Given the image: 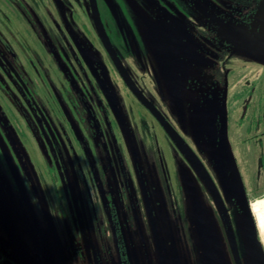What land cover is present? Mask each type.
I'll list each match as a JSON object with an SVG mask.
<instances>
[{
    "label": "rangeland",
    "instance_id": "obj_1",
    "mask_svg": "<svg viewBox=\"0 0 264 264\" xmlns=\"http://www.w3.org/2000/svg\"><path fill=\"white\" fill-rule=\"evenodd\" d=\"M15 1L28 14L23 0ZM118 1L137 34L144 57L154 66H157L156 36L166 14L173 12L190 26L199 24L201 27H185L188 34L182 43L192 54L182 49L172 51L173 76L167 75L158 65L163 92L152 99L158 103L173 130L167 133L150 113L138 106L133 111L132 121L126 120L132 126L128 129L131 133L126 134L127 147L134 148L140 158L142 172L147 175L150 187H143V190L153 194V199L146 202V207H131L129 212L120 214L127 238L116 245L106 240L104 251L97 243L100 264H122L119 252L123 250L130 264H163V258L165 264H264V235L260 234L252 213L254 202L264 199V157L257 142L249 139L253 135L242 132L234 133L232 137L228 132L229 165L225 181L219 172L220 126L230 90L247 83L244 76L252 69L257 72L258 64L264 67V0L249 21H237L233 15L231 18L226 14L221 16L220 13L226 11L229 14L231 10L210 0ZM0 5L6 6L5 1L0 0ZM220 16L223 20L218 22ZM31 19L33 24L36 23V29L43 32L34 18ZM213 22L215 25L209 31L216 43L211 48L198 35L202 34L203 38L204 24ZM0 23H3L1 19ZM15 28L12 22L5 24L8 33L12 30L19 33ZM44 39L50 45L47 35ZM231 67L235 71L233 81L228 77ZM3 77L6 74L0 68V96H5L10 100L8 103L16 107L18 97ZM30 95L28 98H33V94ZM11 105L9 107L16 116L17 109ZM0 108L4 111L3 114L0 109V206L9 228L0 216V236L4 240L14 236L35 264H59L62 254L53 248L58 243L68 264H91L93 253L85 243L78 241L74 231L76 248L71 240L72 247L64 238L65 222L61 219L64 211L58 197L53 194L51 199L55 206L52 210L57 218L55 223L49 212L51 207L47 209L45 200L29 197L23 187L20 180L29 176V169L34 172L30 157L41 159L38 151L42 155L45 153L41 145L38 151L33 145L35 139L39 141L38 135L34 137L33 133L21 132L20 128L13 130L8 120L13 126L16 122L10 109ZM19 120L23 121L20 117ZM142 120H146L149 127L142 126ZM227 127L230 128L228 122ZM26 164L29 169H25ZM203 169L215 181L219 194L213 191ZM12 178L22 185L14 200L9 198L3 183ZM180 192L179 197L176 194ZM125 223L131 226V231L126 229ZM89 241L95 244L96 238L89 235ZM0 257L25 264L12 246H0Z\"/></svg>",
    "mask_w": 264,
    "mask_h": 264
},
{
    "label": "flooded vegetation",
    "instance_id": "obj_2",
    "mask_svg": "<svg viewBox=\"0 0 264 264\" xmlns=\"http://www.w3.org/2000/svg\"><path fill=\"white\" fill-rule=\"evenodd\" d=\"M4 1L6 6L0 5L3 21L0 23V68L6 74L3 77L6 82L3 81L18 97V105L9 104L10 100L1 95L0 106L10 109L16 122L13 126L8 120L13 130L20 128L21 132L33 133L34 137L38 135L39 141L32 140L31 145L34 142L37 151L41 145L45 153L42 155L38 151L41 159L30 157L35 173L26 164L29 176L20 181L29 197L36 201L39 197V200H45L47 209L51 207L49 212L55 223L57 218L52 211L55 206L51 199L53 194L58 197L64 211L61 218L65 222L64 238L72 247L71 240L76 248L74 231L78 241L85 243L93 253L91 264L96 261L100 264L98 250L104 251L106 240L116 245L127 238L120 214L129 212L131 207H146V202L153 199V194L143 190V187H149V179L142 172L140 158L134 148L127 147L126 134L131 133L128 129L132 126L126 120L132 121L133 111L138 106L150 113L167 133L173 130L158 103L152 99L163 92L158 65L167 75L173 76L172 51L182 49L192 54L182 43L188 34L185 27L191 29L201 25L190 26L173 12L166 14L156 36L157 66H154L144 57L137 34L125 18L118 0H23L28 14L15 0ZM261 1L210 0L234 13L225 11L220 13L221 16L226 14L231 18L233 15L237 21H249ZM221 16L218 22L223 20ZM31 17L43 32L36 29ZM8 22L14 23L19 33L15 34L13 30L8 33L5 29ZM214 25V22L205 23V35L203 38L202 34L198 35L211 48L216 43L209 31ZM230 71L229 81H233L234 68ZM244 77L247 83L239 89L231 88L229 103L221 119L219 172L222 181L226 180L221 169L223 125L226 137L223 153L227 167L229 131L232 137L234 133L242 132L253 135L249 139L257 142L264 157V67L258 64L257 72L252 69ZM30 94L33 98H28ZM9 105L17 109L16 116ZM40 106H45L44 110ZM141 124L149 127L146 120ZM3 183L9 198L14 200L22 185L13 178ZM176 195L180 197L181 192ZM174 200L178 202L177 198ZM247 202L250 208L249 196ZM125 225L131 231V226ZM89 235L96 238L95 244L90 243ZM11 240L12 237L3 242ZM157 241L160 243L158 238ZM0 246L15 247L1 243ZM53 248L62 254L59 264L63 259L68 264L60 244ZM119 254L122 264H130L124 250ZM0 260L2 264H19L8 257H0Z\"/></svg>",
    "mask_w": 264,
    "mask_h": 264
},
{
    "label": "water",
    "instance_id": "obj_3",
    "mask_svg": "<svg viewBox=\"0 0 264 264\" xmlns=\"http://www.w3.org/2000/svg\"><path fill=\"white\" fill-rule=\"evenodd\" d=\"M97 22H99L98 19H97ZM98 24H99V26H101L100 22ZM222 135H223L222 144L223 143L225 144L226 137H225V127H224V125H223ZM224 144L221 146V169L223 171L224 178H226L227 166H226V158H225V155L223 153L224 152ZM203 171H204V174L206 175V178L209 181V184L211 185L212 189L215 191V193L219 194L218 191H217L216 185H215L214 181L212 180L211 176L209 175V173H207V171L205 169H203ZM0 213H1L2 220H3L4 224H5V226L8 228V225H7V222H6V219H5V215H4V212H3L2 208H1V206H0ZM228 231H229L230 238L233 241V236H232V233H231L230 226H228ZM156 236L159 239L158 235H156ZM0 243L3 244V245L5 244V245H13V246H15L18 249L20 255L27 262V264H35L34 261L32 260V258L27 254L24 246L14 236H12V240L9 241V242H3V239L0 237ZM159 247L161 248L160 243H159ZM259 247L263 251V247L261 245V242H260V246ZM263 254H264V251H263ZM162 261H163V264H165V260L163 259ZM61 264H67V261L65 259H63V263H61ZM95 264H99V263L96 261Z\"/></svg>",
    "mask_w": 264,
    "mask_h": 264
},
{
    "label": "bare ground",
    "instance_id": "obj_4",
    "mask_svg": "<svg viewBox=\"0 0 264 264\" xmlns=\"http://www.w3.org/2000/svg\"><path fill=\"white\" fill-rule=\"evenodd\" d=\"M253 213L256 217V221H257L258 228L260 230V234L264 235V202L263 201H259L255 205L253 209Z\"/></svg>",
    "mask_w": 264,
    "mask_h": 264
},
{
    "label": "trees",
    "instance_id": "obj_5",
    "mask_svg": "<svg viewBox=\"0 0 264 264\" xmlns=\"http://www.w3.org/2000/svg\"><path fill=\"white\" fill-rule=\"evenodd\" d=\"M261 200L264 201V199H260V200L257 201V203H258L259 201H261ZM0 264H2V261H1V260H0Z\"/></svg>",
    "mask_w": 264,
    "mask_h": 264
}]
</instances>
